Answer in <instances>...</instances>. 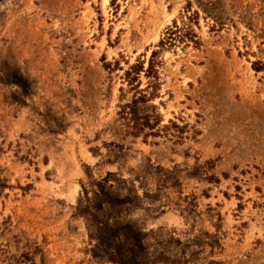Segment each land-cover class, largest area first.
<instances>
[{"label": "rangeland", "instance_id": "1", "mask_svg": "<svg viewBox=\"0 0 264 264\" xmlns=\"http://www.w3.org/2000/svg\"><path fill=\"white\" fill-rule=\"evenodd\" d=\"M175 23L201 44L161 49ZM100 201L145 234L130 264H264V0H0V264H116Z\"/></svg>", "mask_w": 264, "mask_h": 264}, {"label": "trees", "instance_id": "2", "mask_svg": "<svg viewBox=\"0 0 264 264\" xmlns=\"http://www.w3.org/2000/svg\"><path fill=\"white\" fill-rule=\"evenodd\" d=\"M216 20H218V17ZM185 40L193 41L197 46L201 44L197 35L185 31L184 29H180L175 23L173 26L166 29L164 37L159 42L158 46L162 49L164 47L174 46L177 42ZM158 53L159 51L157 50L152 52L146 69L138 62L137 64L129 66L124 72V78L129 85L133 86V89L136 90L140 87V77L142 72L150 78L145 89H138V96H135L130 103L120 106V118H122L127 127H129L130 134L135 137H138L141 134H144L145 137L153 136L162 131L158 128L161 122L159 115L156 113H145L141 108V104L145 102L143 93L149 88L156 90L157 87L161 85L158 71L161 62L157 59ZM253 66H255L256 71H260L261 67H256L255 63ZM134 83H137V85H134ZM171 125L172 127L177 128V131L182 133L181 127L175 125L173 122H171ZM156 127L157 129L154 131ZM146 129L150 132L146 133ZM168 129L169 128L167 127L164 131H166L168 135L175 136V133L169 132ZM95 209L99 213L96 217L97 244L96 251H94L95 254L97 256L105 257L116 264H130L134 247H140L141 239L145 234L139 232L136 233L130 226L118 224L117 221H115L113 225H110L104 220L106 211L102 206L101 201Z\"/></svg>", "mask_w": 264, "mask_h": 264}]
</instances>
